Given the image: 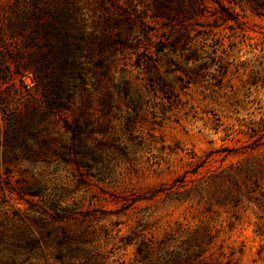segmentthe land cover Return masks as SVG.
<instances>
[{
  "label": "rangeland",
  "instance_id": "374dc122",
  "mask_svg": "<svg viewBox=\"0 0 264 264\" xmlns=\"http://www.w3.org/2000/svg\"><path fill=\"white\" fill-rule=\"evenodd\" d=\"M0 264H264V0H0Z\"/></svg>",
  "mask_w": 264,
  "mask_h": 264
}]
</instances>
